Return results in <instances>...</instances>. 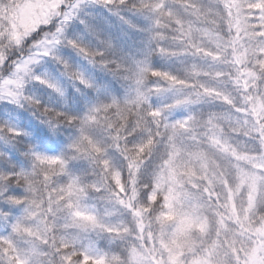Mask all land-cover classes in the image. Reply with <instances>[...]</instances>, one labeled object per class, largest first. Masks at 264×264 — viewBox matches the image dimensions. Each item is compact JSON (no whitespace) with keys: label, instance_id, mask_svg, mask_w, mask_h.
Returning <instances> with one entry per match:
<instances>
[{"label":"snow or ice","instance_id":"1","mask_svg":"<svg viewBox=\"0 0 264 264\" xmlns=\"http://www.w3.org/2000/svg\"><path fill=\"white\" fill-rule=\"evenodd\" d=\"M0 264H264V0H0Z\"/></svg>","mask_w":264,"mask_h":264}]
</instances>
